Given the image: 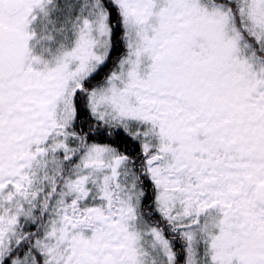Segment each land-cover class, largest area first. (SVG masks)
I'll use <instances>...</instances> for the list:
<instances>
[{
	"label": "snow or ice",
	"instance_id": "6c2138e0",
	"mask_svg": "<svg viewBox=\"0 0 264 264\" xmlns=\"http://www.w3.org/2000/svg\"><path fill=\"white\" fill-rule=\"evenodd\" d=\"M0 264H264V0H0Z\"/></svg>",
	"mask_w": 264,
	"mask_h": 264
}]
</instances>
